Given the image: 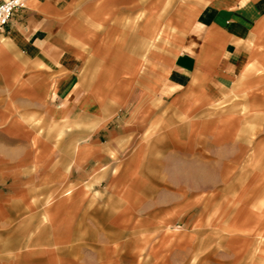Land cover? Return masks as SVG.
Returning a JSON list of instances; mask_svg holds the SVG:
<instances>
[{
    "label": "crops",
    "instance_id": "obj_1",
    "mask_svg": "<svg viewBox=\"0 0 264 264\" xmlns=\"http://www.w3.org/2000/svg\"><path fill=\"white\" fill-rule=\"evenodd\" d=\"M23 2L0 32V264H142L158 142L227 101L264 118V0Z\"/></svg>",
    "mask_w": 264,
    "mask_h": 264
},
{
    "label": "rangeland",
    "instance_id": "obj_2",
    "mask_svg": "<svg viewBox=\"0 0 264 264\" xmlns=\"http://www.w3.org/2000/svg\"><path fill=\"white\" fill-rule=\"evenodd\" d=\"M212 107L194 117L193 135L178 131L174 151L158 142L159 204L139 233L142 264H264V118L245 116L238 102ZM155 218L162 228L149 227Z\"/></svg>",
    "mask_w": 264,
    "mask_h": 264
},
{
    "label": "built area",
    "instance_id": "obj_3",
    "mask_svg": "<svg viewBox=\"0 0 264 264\" xmlns=\"http://www.w3.org/2000/svg\"><path fill=\"white\" fill-rule=\"evenodd\" d=\"M23 6V0H0V32L9 24L15 11Z\"/></svg>",
    "mask_w": 264,
    "mask_h": 264
}]
</instances>
